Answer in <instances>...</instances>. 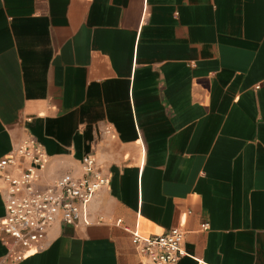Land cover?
Here are the masks:
<instances>
[{
    "label": "crops",
    "instance_id": "0c3cea01",
    "mask_svg": "<svg viewBox=\"0 0 264 264\" xmlns=\"http://www.w3.org/2000/svg\"><path fill=\"white\" fill-rule=\"evenodd\" d=\"M29 137L42 184L88 157L110 184L17 264H145L125 227L264 264V0H0V161Z\"/></svg>",
    "mask_w": 264,
    "mask_h": 264
},
{
    "label": "built area",
    "instance_id": "2783aa9c",
    "mask_svg": "<svg viewBox=\"0 0 264 264\" xmlns=\"http://www.w3.org/2000/svg\"><path fill=\"white\" fill-rule=\"evenodd\" d=\"M48 159L43 146L29 137L0 161V171L8 184L0 229L10 239V264H17L28 253L42 251L48 230L56 222L75 227L89 225V205L110 184L93 157L83 161L82 176L68 173L42 184L40 173ZM9 169L15 173L8 172ZM122 223V219L117 220V224ZM202 227L205 229L208 224ZM125 230L131 233L132 243L145 264H177L187 256L183 246L185 232L180 228L150 237L128 227Z\"/></svg>",
    "mask_w": 264,
    "mask_h": 264
}]
</instances>
